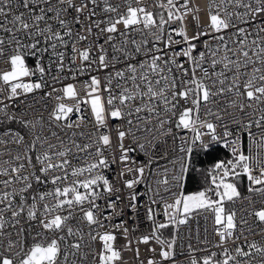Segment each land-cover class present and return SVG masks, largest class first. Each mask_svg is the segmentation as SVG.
I'll return each instance as SVG.
<instances>
[{"label": "snow or ice", "instance_id": "6c2138e0", "mask_svg": "<svg viewBox=\"0 0 264 264\" xmlns=\"http://www.w3.org/2000/svg\"><path fill=\"white\" fill-rule=\"evenodd\" d=\"M190 3L0 0V264H264V0Z\"/></svg>", "mask_w": 264, "mask_h": 264}, {"label": "built area", "instance_id": "2783aa9c", "mask_svg": "<svg viewBox=\"0 0 264 264\" xmlns=\"http://www.w3.org/2000/svg\"><path fill=\"white\" fill-rule=\"evenodd\" d=\"M207 3H208V0H191V3L189 5L190 7H192L193 5L199 7L200 12L198 13V15L201 18V23H206L207 22V16H206ZM186 22H187V25H188L189 35H191V34H193V31L195 29V21L192 20L191 16H189L187 18ZM29 63H30V65H32V64H34V61L30 58ZM6 68H7V65L5 63H3V62H0V70H5ZM86 79H88L87 76H82V77H78L76 81L68 79V80H65L63 83L64 84H67V83L76 84L77 91H78L79 95L81 97H83L84 92H83V83H82V81H84ZM55 87L60 88V87H62V85L61 84H56ZM50 90H51L50 88H46V89L42 90L41 92L37 93L36 94L37 95V99H39V97L42 96L44 94V92L50 91ZM64 102L67 103V104H70V105H74L76 101L68 99V100H65ZM55 103H56L55 100L48 99L47 100L48 108L50 109ZM44 104H45V102L41 101L40 103H38L36 105V107L40 108L41 110H43ZM82 108L84 110V114L86 116H88L89 119H91V117H90V109L88 108V106L87 105H82ZM44 114L47 115L46 112ZM118 123L119 122L109 120L108 129H105V131H110L111 132V135L113 137L114 142L116 140V131H115V129H116ZM90 127H91V125H90ZM209 139L210 138L205 137L204 138L205 143H208ZM129 144H130V141L129 140H125V145L128 146ZM214 148H222L227 154V157L224 158V159L229 158L228 153H227V149L223 148L222 144L213 143L212 147L209 150L214 149ZM194 151H195V155L198 154V153L203 155L206 152H208V151L201 150L199 148V146H197V148ZM132 155H133V157H135L137 159V163H141V162H146L147 161V158L143 157L142 153L137 152V153H132ZM217 161L213 162L210 165H206L205 166L206 173H207V170L210 169ZM159 164L160 165H164V164H166V161L161 160V161H159ZM121 167H122V165L117 163L116 165H113L112 169L109 170L106 174L109 176L110 179H115L116 174L119 173ZM155 167H156V165L154 164L153 168H155ZM128 178H130V177L129 176H125L124 177V179H128ZM139 190L143 191V186H141ZM243 194H245V195L247 194L246 190L244 191ZM131 215H132L131 213H127L126 212V215H125L124 218H129ZM201 223H203V221H201ZM137 224H138L137 231L135 233H133V235L130 236L129 239H133L134 236H138L141 232L147 231L149 229V222L143 219L142 210H141V215H140V217L137 220ZM129 227H133V225L130 223ZM125 243H126V241L118 234L117 241H116V246L118 248H122ZM137 246H139L140 249H141V258L142 259L149 255V253H147V251H146L148 246H146V245H136L135 242H134L133 243V249L135 247H137ZM213 250H216V249H213ZM180 259H183V257H180ZM124 261H125V264H139V262L135 260L132 251H127V252L124 253Z\"/></svg>", "mask_w": 264, "mask_h": 264}, {"label": "trees", "instance_id": "16d2710c", "mask_svg": "<svg viewBox=\"0 0 264 264\" xmlns=\"http://www.w3.org/2000/svg\"><path fill=\"white\" fill-rule=\"evenodd\" d=\"M226 157H227V154L222 148L211 149L203 155L198 153L194 156L195 167L200 172H203L202 170L203 169L205 170L206 165H210L213 162L219 159H224ZM203 186L204 185L201 182V176L197 173H194L193 177L188 181L185 187V191L186 193L195 192V191L201 190ZM244 191L245 190L242 187V194L244 193Z\"/></svg>", "mask_w": 264, "mask_h": 264}, {"label": "rangeland", "instance_id": "374dc122", "mask_svg": "<svg viewBox=\"0 0 264 264\" xmlns=\"http://www.w3.org/2000/svg\"><path fill=\"white\" fill-rule=\"evenodd\" d=\"M202 171L206 174V171L204 169Z\"/></svg>", "mask_w": 264, "mask_h": 264}]
</instances>
